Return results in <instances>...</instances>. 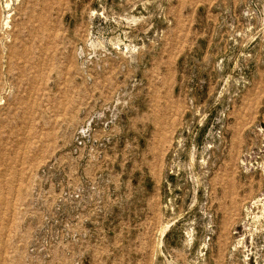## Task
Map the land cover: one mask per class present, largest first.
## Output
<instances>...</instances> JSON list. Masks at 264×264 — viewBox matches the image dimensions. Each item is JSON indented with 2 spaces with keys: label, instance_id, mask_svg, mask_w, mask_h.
<instances>
[{
  "label": "rangeland",
  "instance_id": "rangeland-1",
  "mask_svg": "<svg viewBox=\"0 0 264 264\" xmlns=\"http://www.w3.org/2000/svg\"><path fill=\"white\" fill-rule=\"evenodd\" d=\"M0 264H264V0H0Z\"/></svg>",
  "mask_w": 264,
  "mask_h": 264
}]
</instances>
